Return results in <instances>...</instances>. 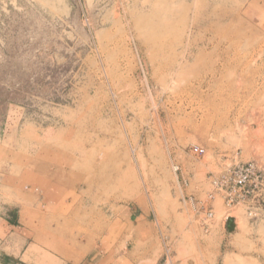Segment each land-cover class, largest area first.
Wrapping results in <instances>:
<instances>
[{
    "label": "rangeland",
    "instance_id": "obj_1",
    "mask_svg": "<svg viewBox=\"0 0 264 264\" xmlns=\"http://www.w3.org/2000/svg\"><path fill=\"white\" fill-rule=\"evenodd\" d=\"M250 161L264 0H0V218L35 254L264 264V202L229 209L214 183Z\"/></svg>",
    "mask_w": 264,
    "mask_h": 264
},
{
    "label": "built area",
    "instance_id": "obj_2",
    "mask_svg": "<svg viewBox=\"0 0 264 264\" xmlns=\"http://www.w3.org/2000/svg\"><path fill=\"white\" fill-rule=\"evenodd\" d=\"M194 153L203 155L205 149L193 147ZM222 198L229 209L245 207L251 216H256L264 202V169L254 162L238 163L231 166L219 178L214 180ZM208 217L213 216L211 205L204 207ZM256 212V213H255ZM228 218V217H227Z\"/></svg>",
    "mask_w": 264,
    "mask_h": 264
},
{
    "label": "crops",
    "instance_id": "obj_3",
    "mask_svg": "<svg viewBox=\"0 0 264 264\" xmlns=\"http://www.w3.org/2000/svg\"><path fill=\"white\" fill-rule=\"evenodd\" d=\"M4 229V237L0 240V264H70L60 257L44 259L33 252L34 248L27 245L22 229H18L17 214H8L0 218ZM6 239V242L3 241ZM77 264V263H71ZM79 264V263H78ZM80 264H105L101 261L87 260Z\"/></svg>",
    "mask_w": 264,
    "mask_h": 264
},
{
    "label": "water",
    "instance_id": "obj_4",
    "mask_svg": "<svg viewBox=\"0 0 264 264\" xmlns=\"http://www.w3.org/2000/svg\"><path fill=\"white\" fill-rule=\"evenodd\" d=\"M227 226L229 231H234L237 226V220L234 217H229L227 220Z\"/></svg>",
    "mask_w": 264,
    "mask_h": 264
}]
</instances>
